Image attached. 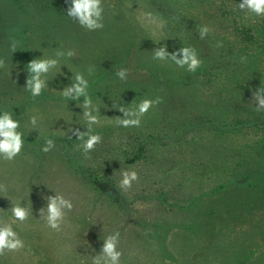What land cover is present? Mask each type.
Returning a JSON list of instances; mask_svg holds the SVG:
<instances>
[{
  "label": "rangeland",
  "instance_id": "374dc122",
  "mask_svg": "<svg viewBox=\"0 0 264 264\" xmlns=\"http://www.w3.org/2000/svg\"><path fill=\"white\" fill-rule=\"evenodd\" d=\"M102 3L103 28L90 31L67 16L72 0H0V115L13 114L24 140L14 160L0 157V185L7 188L0 187V227L13 219L12 205L32 206L27 221L13 223L25 247L0 256V264H92L116 231L120 264H264V137L214 124L227 122L237 101L257 106L253 92L264 81L251 73L239 82L217 81L225 102H214L196 71L185 65L180 74L176 61L185 47L201 58L212 46L193 44L202 27L210 29L202 15L206 0ZM172 21L192 31L166 27ZM40 59L57 64L38 74L45 87L34 97L26 87L28 64ZM124 69L122 79L117 73ZM77 74L88 81L87 108L84 95L62 94L78 83ZM158 97L138 127L118 124V117L137 119L138 105ZM85 111L99 118L91 132L102 136L87 154L73 134L88 130ZM48 139L55 146L44 152ZM259 163L260 186L253 184L255 170L246 185L226 184L234 170L227 169ZM126 170L139 179L123 190ZM55 193L74 205L59 232L45 222L47 197Z\"/></svg>",
  "mask_w": 264,
  "mask_h": 264
},
{
  "label": "clouds",
  "instance_id": "9594fccd",
  "mask_svg": "<svg viewBox=\"0 0 264 264\" xmlns=\"http://www.w3.org/2000/svg\"><path fill=\"white\" fill-rule=\"evenodd\" d=\"M238 7L242 11H248L255 14L256 16L264 17V0H242L238 4ZM103 3L102 0H72L71 7L67 10V16L77 21L82 27L94 31L103 28ZM209 28L204 26L200 29V37L203 39L208 33ZM13 52H15L16 44L11 45ZM74 52H69V55H73ZM183 59L176 61L179 67L187 66V70L195 72L197 68L201 66V60L191 51L190 48L185 47L182 50ZM164 50L161 49L157 52V56L163 57ZM181 55V52L172 54V59L175 60L176 56ZM57 64L56 60L51 59H40L33 60L28 64V71L33 75L28 79L27 88L31 94L39 96L42 93L45 85L44 82L39 78L40 73H48L51 67H55ZM126 69L121 70L117 73L122 79L125 78ZM76 80L78 83L67 88L63 91L64 97H69L71 93H75V98H79L81 95L85 96L84 107L87 108L92 102L90 97L87 96L88 81L84 79L83 75L77 74ZM264 92V89L259 88L253 92V99L258 100L259 104L256 107V111L264 110V98H261L260 93ZM161 99L158 97L155 100L145 99L135 110L139 115L137 119L130 120L126 118L118 117V124L123 127L135 126L138 127L141 122V118L152 108L155 104H159ZM124 112V109H120ZM127 117L128 113H124ZM84 117L89 125L86 132H80L79 129L74 130L73 134L78 137L79 140L83 141L82 148L85 154L93 151L95 146L102 142V136L98 133L92 134L91 125L99 124V118L96 115H92L89 111L84 112ZM31 123L33 126L36 125V117H32ZM20 123L18 120L13 119V114L10 112H4L0 115V157L6 161L14 160L22 151L24 146L23 133L18 129ZM70 131H73L70 129ZM87 136L85 140L84 137ZM55 146L53 140L48 139L45 142V146L42 151L48 152ZM139 176L135 170L124 171L122 173V179L120 181V188L123 190L130 189L134 181H138ZM3 191L7 188L5 185H0ZM74 205L72 201L65 198L63 194L55 193L54 196L47 197V218L46 220L41 215V219H44L46 225L54 231H61L67 212L72 211ZM66 210V211H65ZM44 209H40V213L43 214ZM32 213V206H24L22 203L12 205L11 214L12 220L5 221L0 227V256L5 255L6 252H19L25 247L23 239L19 236L18 232L14 230L13 223H23L28 220ZM119 231L114 234L108 235L103 240V247L100 255L92 258V264H101V258L103 257V264H120L121 256L123 253L118 250L119 245Z\"/></svg>",
  "mask_w": 264,
  "mask_h": 264
},
{
  "label": "trees",
  "instance_id": "16d2710c",
  "mask_svg": "<svg viewBox=\"0 0 264 264\" xmlns=\"http://www.w3.org/2000/svg\"><path fill=\"white\" fill-rule=\"evenodd\" d=\"M241 2L242 0H206V5L204 6L207 12L202 15L207 16L208 26L211 29L209 32H213V38L216 35L219 36V41L215 42L211 35H206L203 39L201 38V41L195 40L193 43L199 45L200 43H206V41L212 42V46H207L208 48L205 49L203 55L199 58L202 63L195 73L202 82L209 85V88L212 87L209 90L213 93L212 100L214 102L222 99V92L220 93L217 90L219 86H215L217 81H221L224 85L226 82H239L246 73L259 76L264 81V17L256 16L246 10H240L238 4ZM197 19L198 22L201 21L203 26L205 25L203 19L200 17H197ZM170 25L174 28L177 27L176 30L185 29L186 31H192L190 26H179L173 21L167 24L166 27ZM197 34L200 35V31ZM196 37V34H191L193 40ZM218 43L224 45V49L221 47L218 49ZM177 69L180 74L183 73L182 75H184L183 67L177 66ZM225 100L227 101L226 96ZM221 102L225 101L221 100ZM232 103L233 101L229 104ZM257 106L253 107L251 101L247 103L237 101L234 105L235 113L229 117V120L227 122L214 120V124L219 127V125H222L220 123H224L225 126L235 130H254L264 137V110L256 111ZM193 122L196 125L201 123L198 119L193 120ZM259 168L260 163L259 167L240 165L239 168H229L226 171L231 172L234 170L226 184L231 188L235 185L233 181L246 185L252 178L251 173L255 170L256 173L252 178L255 180L253 184L260 186L261 182L258 180ZM96 184L105 192L108 190L115 192L116 190L113 187H106L104 184L98 183L97 180ZM253 184L250 183V186H253ZM225 186V184L221 185V187Z\"/></svg>",
  "mask_w": 264,
  "mask_h": 264
}]
</instances>
